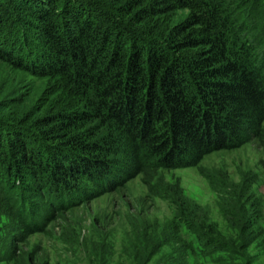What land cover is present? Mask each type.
Instances as JSON below:
<instances>
[{
  "label": "trees",
  "instance_id": "obj_1",
  "mask_svg": "<svg viewBox=\"0 0 264 264\" xmlns=\"http://www.w3.org/2000/svg\"><path fill=\"white\" fill-rule=\"evenodd\" d=\"M129 1L123 19L100 0H0V59L60 76L72 94L23 118L0 103V182L29 218L31 189L71 201L111 178L264 140V52L252 39L264 17L235 13L246 1L178 0L194 10L166 31L145 30L136 25L165 7Z\"/></svg>",
  "mask_w": 264,
  "mask_h": 264
},
{
  "label": "rangeland",
  "instance_id": "obj_2",
  "mask_svg": "<svg viewBox=\"0 0 264 264\" xmlns=\"http://www.w3.org/2000/svg\"><path fill=\"white\" fill-rule=\"evenodd\" d=\"M100 1L123 19L132 15L124 8L129 0ZM132 1L136 8L149 1L165 7L136 25L145 30L166 31L194 10L178 0ZM236 1H246L235 13L242 11L247 21L264 17L258 0L252 7L248 0ZM254 34L256 50L264 52V31ZM62 85L60 76L34 74L0 59V103L20 118L41 103L45 110L67 104L72 94ZM111 179L102 191L61 203H48L31 189L30 218L13 190L0 182V264H264V140L259 137L207 151L192 165Z\"/></svg>",
  "mask_w": 264,
  "mask_h": 264
}]
</instances>
